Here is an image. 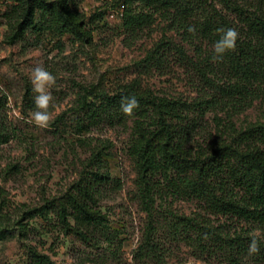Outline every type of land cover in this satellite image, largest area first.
<instances>
[{
	"label": "rangeland",
	"instance_id": "obj_1",
	"mask_svg": "<svg viewBox=\"0 0 264 264\" xmlns=\"http://www.w3.org/2000/svg\"><path fill=\"white\" fill-rule=\"evenodd\" d=\"M232 1L244 13L264 18V0ZM71 2L93 31L91 43L63 33L40 12L33 25L21 31L16 3L0 0V99L4 102L0 122L10 133L9 141L0 143V264H38L36 255L49 258L50 264H264L250 256L232 263V257L217 248L200 249L173 235L171 225L177 219L203 216L232 235H259L242 221L205 215L195 201H158L152 212L157 214L156 221L152 220L143 210L130 153L135 117L128 115L119 121L120 117L103 114L93 120L87 115L101 106L103 96L125 85L137 84L143 91L166 98H195L198 89L192 86V71L173 55L160 68L146 62L163 41L183 46L192 57L194 49L157 9L128 0ZM207 8L243 28V20L218 0H209ZM128 9L150 19L138 28L126 27ZM212 51L213 46L204 49V55ZM37 66L56 78L47 128L30 122L35 95L30 75ZM215 116L221 119V129ZM204 121L201 143L220 136L228 142L234 130L264 126V98L229 117L224 111L211 112ZM223 127L228 128L220 135ZM97 169L109 174L110 181L96 207L104 220L86 244L64 233L56 214L44 218L37 210L59 203L86 170ZM152 223L157 227L153 247L144 251Z\"/></svg>",
	"mask_w": 264,
	"mask_h": 264
},
{
	"label": "trees",
	"instance_id": "obj_2",
	"mask_svg": "<svg viewBox=\"0 0 264 264\" xmlns=\"http://www.w3.org/2000/svg\"><path fill=\"white\" fill-rule=\"evenodd\" d=\"M12 1L16 3L21 31L33 25L40 12L42 18L48 15L63 33L92 42L93 31L87 28L71 0ZM128 1L142 8L157 9L179 32L182 41L194 49L192 57L183 46L163 41L150 52L146 62L160 68L173 55L180 65L192 71L195 79L192 86L198 89L197 96L166 98L143 91L137 84L125 85L114 94L103 96L101 106L87 115L93 120L103 114L108 118L120 117L119 121L128 115L135 117L130 153L137 168L143 210L152 220L156 221L157 214L152 212L158 201H195L207 216L242 221L258 231L260 251L248 254L254 235H232L221 226H213L209 218L205 220L206 216L177 219L171 225L173 235L200 249L217 248L232 257V263L248 256L264 261V126L234 130L228 142L224 136L207 143L199 141L200 135L206 132L204 120L211 112L224 111L229 117L245 111L256 99L264 98V18L244 13L232 0L218 1L243 20V28L234 26L216 9L213 13L209 11V0ZM137 12L127 10L126 27L138 28L150 19ZM190 26L194 32L188 31ZM226 28H235L239 33L235 50L222 60H213V51L204 55V49L213 46L220 30ZM126 96H135L139 101V107L132 114L120 110L121 97ZM2 105L4 102L0 99ZM214 121L221 129V119L215 116ZM9 136L0 122V143H7ZM109 181V174L100 169L86 170L59 203H50L37 213L44 218L50 213L56 214L64 233L74 234L89 244L92 242L89 234L104 220L96 207ZM154 224L146 234L144 251L146 247H153L157 230ZM35 258L38 264H50L45 256Z\"/></svg>",
	"mask_w": 264,
	"mask_h": 264
},
{
	"label": "clouds",
	"instance_id": "obj_3",
	"mask_svg": "<svg viewBox=\"0 0 264 264\" xmlns=\"http://www.w3.org/2000/svg\"><path fill=\"white\" fill-rule=\"evenodd\" d=\"M188 31L194 32L193 27ZM219 38L213 44V60H222L230 51L235 50L239 33L235 28L220 30ZM55 76L42 66L35 67L30 75L32 91L35 93L34 109L30 112V122L41 128H47L52 119L49 112L50 103L53 102L51 88L55 84ZM139 107V101L135 96L121 97L120 110L125 114H132L133 110ZM260 251L257 236H253L248 246V254L253 255Z\"/></svg>",
	"mask_w": 264,
	"mask_h": 264
},
{
	"label": "built area",
	"instance_id": "obj_4",
	"mask_svg": "<svg viewBox=\"0 0 264 264\" xmlns=\"http://www.w3.org/2000/svg\"><path fill=\"white\" fill-rule=\"evenodd\" d=\"M120 15H121V16H123V14H122V13H121Z\"/></svg>",
	"mask_w": 264,
	"mask_h": 264
}]
</instances>
